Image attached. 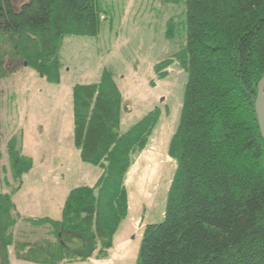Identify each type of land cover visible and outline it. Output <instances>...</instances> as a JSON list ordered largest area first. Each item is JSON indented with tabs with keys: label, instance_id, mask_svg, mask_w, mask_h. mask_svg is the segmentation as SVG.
I'll use <instances>...</instances> for the list:
<instances>
[{
	"label": "trees",
	"instance_id": "trees-1",
	"mask_svg": "<svg viewBox=\"0 0 264 264\" xmlns=\"http://www.w3.org/2000/svg\"><path fill=\"white\" fill-rule=\"evenodd\" d=\"M183 4L184 47L155 66L161 78L177 62L186 76L169 143L176 168L164 219L145 227L137 264H264V141L254 110L264 76V0ZM101 15L97 0H28L18 10L0 0V77L7 57L58 84V43L97 37ZM122 110L109 70L97 83L72 88L73 147L83 164L101 174L93 186L71 189L55 220L17 213L12 198L32 160L9 141L16 187L0 193V264H9L10 247L16 260L28 264H79L107 256L127 214L124 178L131 157L145 149L158 118L150 112L120 133ZM20 221L30 231L15 241Z\"/></svg>",
	"mask_w": 264,
	"mask_h": 264
},
{
	"label": "rangeland",
	"instance_id": "rangeland-1",
	"mask_svg": "<svg viewBox=\"0 0 264 264\" xmlns=\"http://www.w3.org/2000/svg\"><path fill=\"white\" fill-rule=\"evenodd\" d=\"M9 1L15 10L28 2ZM97 2L102 10L98 36L65 37L58 43L63 65L58 84H49L24 62L4 57L0 193L16 187L7 155L10 140L21 148V156L32 160V169L23 175L22 186L12 198L21 217L58 219L71 189L94 185L100 170L83 164L72 144V88L97 83L102 71H111L122 98L118 131L126 132L150 112L158 118L145 149L131 157L124 178L127 214L107 256L79 264H137L145 227L164 219L176 168L169 143L179 122L186 76L177 62L161 78L156 76L155 66L184 47L185 8L183 0ZM28 231L20 221L14 240H21ZM8 260L9 264H28L16 260L12 247Z\"/></svg>",
	"mask_w": 264,
	"mask_h": 264
},
{
	"label": "water",
	"instance_id": "water-1",
	"mask_svg": "<svg viewBox=\"0 0 264 264\" xmlns=\"http://www.w3.org/2000/svg\"><path fill=\"white\" fill-rule=\"evenodd\" d=\"M264 82V76L259 81L257 85V94L254 104V110L256 115L257 126L260 132V135L264 141V97L262 90V83Z\"/></svg>",
	"mask_w": 264,
	"mask_h": 264
},
{
	"label": "bare ground",
	"instance_id": "bare-ground-1",
	"mask_svg": "<svg viewBox=\"0 0 264 264\" xmlns=\"http://www.w3.org/2000/svg\"><path fill=\"white\" fill-rule=\"evenodd\" d=\"M263 97H264V82L262 83Z\"/></svg>",
	"mask_w": 264,
	"mask_h": 264
}]
</instances>
